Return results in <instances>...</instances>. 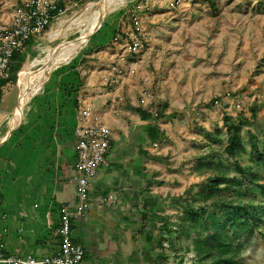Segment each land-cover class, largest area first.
<instances>
[{"label":"crops","instance_id":"obj_1","mask_svg":"<svg viewBox=\"0 0 264 264\" xmlns=\"http://www.w3.org/2000/svg\"><path fill=\"white\" fill-rule=\"evenodd\" d=\"M29 1L16 0L0 29ZM81 1L45 0L50 22L43 34ZM122 36L113 33L102 43L95 33L85 49L46 67L40 88L20 104V85L11 77L34 59L40 34L11 59L0 83V131L8 128L0 138V258L59 253L58 231L68 213L69 239L83 250L81 264H159L169 198L157 190L165 171L166 156L159 150L164 140L150 139V131L157 126L163 133L164 126L153 119L151 103L142 102L143 88ZM19 106L22 115L15 122ZM94 124L110 132L107 165L90 179L88 208L74 218L77 132Z\"/></svg>","mask_w":264,"mask_h":264},{"label":"rangeland","instance_id":"obj_2","mask_svg":"<svg viewBox=\"0 0 264 264\" xmlns=\"http://www.w3.org/2000/svg\"><path fill=\"white\" fill-rule=\"evenodd\" d=\"M99 2L82 0L60 15L40 33L34 59L88 35L97 21ZM15 5L16 0H0V19ZM118 32L132 53L129 61L136 66L138 86L143 88L142 102L151 103V113L167 105L159 147L166 156L165 171L163 184L157 187L169 198L168 231L163 234L166 264H197L190 239L179 238L183 204H199L196 197L217 172L218 160L228 168L229 198L253 203L250 210L259 206L256 201L262 203L257 185L264 181V167L251 155L250 138L264 150V0H106L96 33L105 41ZM87 46L83 43L80 49ZM12 77L16 86L20 73ZM226 116L239 127L241 147L234 158L224 152ZM210 136L217 139L209 140ZM233 161L251 168L248 178L240 177ZM254 174L257 178H252ZM255 224L246 226L251 234L243 230L236 239L238 264H264V225Z\"/></svg>","mask_w":264,"mask_h":264},{"label":"trees","instance_id":"obj_3","mask_svg":"<svg viewBox=\"0 0 264 264\" xmlns=\"http://www.w3.org/2000/svg\"><path fill=\"white\" fill-rule=\"evenodd\" d=\"M55 14L57 12H53L52 15ZM46 27L43 31L46 30ZM29 40L30 38L25 43ZM2 81L3 79L0 83ZM166 108L167 105H162L153 119L159 120L165 118L164 112ZM223 122L226 134L224 152L227 157L234 158L237 149L241 147V139L238 135L239 127L227 116L223 118ZM150 139L154 141L163 140V133L158 131L157 126L151 129ZM208 139L214 140L217 138L210 136ZM256 141L257 139L250 138V152L252 156L258 157L264 167V150H261L260 144ZM210 164L209 162L208 165ZM215 167L217 168V172L208 177L205 186L201 187L198 197H196L199 204L194 206L187 201L183 204V222L179 238L184 235L190 239L192 248L196 253L197 264H238L236 252L239 250L240 245L239 243L235 244L236 239L240 237L243 230H246L247 234H251V230L247 229L246 226H257L255 222L264 225V181L261 182L260 180V183L257 185L259 192L263 196L261 204L260 201H256L259 203L258 207L260 211L257 210L258 207L250 210L253 203L244 201L241 197L229 198V195H227L231 184L230 179L225 176L228 168L220 160H218ZM233 167L241 178H248L247 176L251 168H245L238 161H233ZM253 177L257 178L255 174ZM221 185L223 186L222 189L220 188ZM162 222L158 245L163 252L165 250L163 246L165 242L163 234L168 231V218L163 217ZM185 250L188 249L186 248ZM163 254L159 257V264H166L167 262L168 257Z\"/></svg>","mask_w":264,"mask_h":264},{"label":"built area","instance_id":"obj_4","mask_svg":"<svg viewBox=\"0 0 264 264\" xmlns=\"http://www.w3.org/2000/svg\"><path fill=\"white\" fill-rule=\"evenodd\" d=\"M56 0H53L55 2ZM50 22L49 7L45 0H31L25 8L16 11L9 25L0 29V81L7 77L14 53L23 49L25 42L40 34ZM75 162L78 171L75 193L77 203L72 216L80 217L88 208L89 182L100 168L107 165L106 154L109 150L110 132L101 125L94 124L77 132ZM63 225L59 229L62 237L60 251L57 254L23 258H0L7 264H81L83 250L80 245L71 243L68 231V213L62 217Z\"/></svg>","mask_w":264,"mask_h":264},{"label":"bare ground","instance_id":"obj_5","mask_svg":"<svg viewBox=\"0 0 264 264\" xmlns=\"http://www.w3.org/2000/svg\"><path fill=\"white\" fill-rule=\"evenodd\" d=\"M100 6H101V1L98 4V8L94 15L95 17L98 16V10ZM95 21L92 27L90 28L89 32L92 31V29L95 27V23H96ZM82 44H83L82 41L67 42L64 45V47H62L61 50L57 53V55L54 58H52L51 64L53 65L51 67L53 68L56 64L67 60L68 57L66 56V51H68L72 55L73 53L77 52L80 49ZM50 57H51V54L47 56L43 55L39 59H34L32 62L28 64L27 69H25L24 71L20 73L19 85L21 87V92H22L21 97H20V103L23 97L24 99L28 98L34 92H36L40 88L44 80L46 79L47 74L46 73L44 74L45 71L42 69V67L45 64V62L50 59ZM34 66L36 67L32 68ZM14 115H15L14 117L15 122L21 118L22 108L20 106L19 108L15 110ZM12 122L13 121L11 120V123ZM7 129L8 128L5 127L4 129L0 131V138L3 137Z\"/></svg>","mask_w":264,"mask_h":264},{"label":"water","instance_id":"obj_6","mask_svg":"<svg viewBox=\"0 0 264 264\" xmlns=\"http://www.w3.org/2000/svg\"><path fill=\"white\" fill-rule=\"evenodd\" d=\"M100 1H101V6L99 7V10H98V17H97L95 27L92 29V31H90V33L88 35L78 37V38L74 39L72 42L82 41L83 43H85V42L89 41V39L100 29V27L102 26V23H103V5H104L106 0H100ZM65 44L66 43L59 44L54 49V51L51 54L50 59L48 61H46L45 64L43 65V67H42L43 70L46 67H48L49 65H51L52 58H54L57 55V53L61 50L62 47H64ZM19 104H20V100H19ZM12 129L9 131L7 137L10 135V132L12 131Z\"/></svg>","mask_w":264,"mask_h":264}]
</instances>
